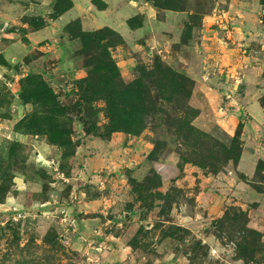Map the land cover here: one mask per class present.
I'll return each instance as SVG.
<instances>
[{"label": "rangeland", "instance_id": "1", "mask_svg": "<svg viewBox=\"0 0 264 264\" xmlns=\"http://www.w3.org/2000/svg\"><path fill=\"white\" fill-rule=\"evenodd\" d=\"M263 33L264 0H0V264H264Z\"/></svg>", "mask_w": 264, "mask_h": 264}, {"label": "crops", "instance_id": "2", "mask_svg": "<svg viewBox=\"0 0 264 264\" xmlns=\"http://www.w3.org/2000/svg\"><path fill=\"white\" fill-rule=\"evenodd\" d=\"M31 34H32V32L27 33L26 35L28 37H30ZM263 35H264V33H263ZM154 39H156L155 36H154ZM235 39L236 38H234V40ZM218 41H219V43L221 42L220 39ZM261 42H264V39L263 40L261 39ZM211 44H213V43H211ZM224 44L225 43H221V44L218 45L216 43V44L212 45V49L210 48V51L213 50V51H216V53H217L218 49H220L222 54H224V53L229 51V49L227 50L226 46H225L228 43H226L225 45ZM227 46H229V45H227ZM263 47H264V43H263ZM230 51H231V49H230ZM233 51H234V49H233ZM216 53L213 54V55L217 56V58L222 57V54L221 55H219V54L216 55ZM250 65H251V67H250L251 69L248 68L247 70H244L245 97L242 98L240 100V103L238 104L239 108H240L239 111H241V112H237L238 109L237 110L235 109V110H232L231 114H233V113L234 114H236V113H240V114L248 113V115L251 116V118H252L251 120L255 124L256 122H259L260 121L259 118L262 117V113H261L259 104H258L257 100L255 99L254 94L256 95L258 93L257 92L258 89H256V87H255L256 85H262L263 86V90H264V78L261 77V74H260L261 71H263V67H264V52H263V62L262 63L259 61V62L250 64ZM217 79H219L218 76L215 77V83L218 82ZM212 82H213V80H212ZM218 84H220L221 86L224 85V83H222V82H219ZM218 84H217V86H218ZM255 105H258L257 109H255ZM257 113H259V115L255 116V114H257ZM229 121H228L227 125H229L228 128L230 129L231 127H230V122ZM243 126H245L246 128H249L250 127V122H247Z\"/></svg>", "mask_w": 264, "mask_h": 264}, {"label": "trees", "instance_id": "3", "mask_svg": "<svg viewBox=\"0 0 264 264\" xmlns=\"http://www.w3.org/2000/svg\"><path fill=\"white\" fill-rule=\"evenodd\" d=\"M81 81H83V80H81ZM237 128L238 129H241V124H238Z\"/></svg>", "mask_w": 264, "mask_h": 264}]
</instances>
